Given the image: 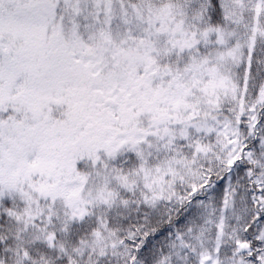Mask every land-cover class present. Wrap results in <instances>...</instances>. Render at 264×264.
Wrapping results in <instances>:
<instances>
[{"label": "snow or ice", "instance_id": "obj_1", "mask_svg": "<svg viewBox=\"0 0 264 264\" xmlns=\"http://www.w3.org/2000/svg\"><path fill=\"white\" fill-rule=\"evenodd\" d=\"M0 264H264V0H0Z\"/></svg>", "mask_w": 264, "mask_h": 264}]
</instances>
